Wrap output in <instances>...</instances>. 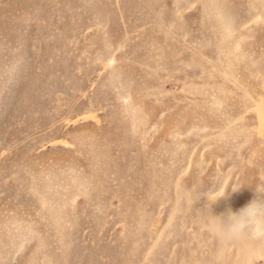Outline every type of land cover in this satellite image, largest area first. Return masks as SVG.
<instances>
[{
    "label": "rangeland",
    "instance_id": "obj_1",
    "mask_svg": "<svg viewBox=\"0 0 264 264\" xmlns=\"http://www.w3.org/2000/svg\"><path fill=\"white\" fill-rule=\"evenodd\" d=\"M260 187L264 0H0V264H264Z\"/></svg>",
    "mask_w": 264,
    "mask_h": 264
},
{
    "label": "clouds",
    "instance_id": "obj_2",
    "mask_svg": "<svg viewBox=\"0 0 264 264\" xmlns=\"http://www.w3.org/2000/svg\"><path fill=\"white\" fill-rule=\"evenodd\" d=\"M258 191L261 193L260 197L239 212L228 210L220 216H214L225 237L235 239L245 234H264V187H260Z\"/></svg>",
    "mask_w": 264,
    "mask_h": 264
}]
</instances>
